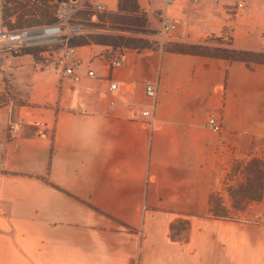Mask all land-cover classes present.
Instances as JSON below:
<instances>
[{
    "label": "crops",
    "instance_id": "1",
    "mask_svg": "<svg viewBox=\"0 0 264 264\" xmlns=\"http://www.w3.org/2000/svg\"><path fill=\"white\" fill-rule=\"evenodd\" d=\"M132 2L175 21L164 41L241 57L171 51L145 35L134 47L75 46L66 75L55 61L65 44L41 59L0 53V94L11 98L0 103V264H264V173L259 201L208 215L230 160L264 162V0ZM225 30L229 46L210 43ZM146 81L157 85L151 122L140 115ZM217 112L220 135L206 126ZM177 220L188 222L183 240L170 236Z\"/></svg>",
    "mask_w": 264,
    "mask_h": 264
},
{
    "label": "built area",
    "instance_id": "2",
    "mask_svg": "<svg viewBox=\"0 0 264 264\" xmlns=\"http://www.w3.org/2000/svg\"><path fill=\"white\" fill-rule=\"evenodd\" d=\"M57 2L56 21L49 25L39 27H24L20 29H11L5 23L3 18V0H0V53L12 52L21 48L46 47L45 51L53 44H65L63 52L56 58L57 67L61 68L66 75L72 74L71 60L74 53V46L68 45L70 37L84 35L87 29L82 23H70L71 17L85 5H89L92 12L108 11L105 2H96L94 0H55ZM197 2L198 0H190ZM237 7H242L245 0H235ZM173 0H165V4L169 5ZM176 29L175 21L164 14L161 17L160 26L156 36L163 41L170 33ZM40 31L39 34L36 32ZM123 55L117 58H108L112 67L120 66ZM4 71H10V66H4ZM88 76L94 77L95 72L92 69L87 71ZM111 91L117 89V82L112 81L110 84ZM145 95L148 98V104L141 109L142 118H147L150 122L153 119V112L156 107L157 85L152 81H146L144 84ZM7 100H11L8 92L4 90ZM114 106V102L109 103V108ZM206 126L209 130L220 135L222 131V123L220 114L210 113L206 120ZM9 128L14 129V125L10 124ZM220 142V139H219Z\"/></svg>",
    "mask_w": 264,
    "mask_h": 264
},
{
    "label": "rangeland",
    "instance_id": "3",
    "mask_svg": "<svg viewBox=\"0 0 264 264\" xmlns=\"http://www.w3.org/2000/svg\"><path fill=\"white\" fill-rule=\"evenodd\" d=\"M18 2H25L31 4L34 2L37 5H40L38 1L33 0H17ZM109 1V0H107ZM111 1V0H110ZM158 1V0H154ZM55 0H46V4L49 6V9L51 10L52 4H54ZM10 7L9 3H7V0H3V7L5 6ZM165 4V3H164ZM167 5L165 4V7ZM111 7V6H110ZM120 7L125 9L123 13H118V10H111L103 11V12H92L89 8V5H85L81 9H79L69 20L70 23L73 22H79L82 23L83 26L87 29V31L84 33L86 36L87 34H92L94 36H101V39L106 41H113L115 38L112 34L114 31L113 28L109 27L110 25H113V20L111 19V14H116L118 19L113 26H118L117 28H120L121 34L124 36L125 39H122L124 43H131V40H135L133 38H140L141 36H153L154 39L152 40L151 44L154 43H160L164 46L172 45L170 41H161L157 36V31L160 26L161 17L165 13H161L160 17L158 16V13L156 11H144V5H136L132 0H122L120 3ZM112 8V7H111ZM57 9V7H56ZM56 12V10H55ZM10 20V22H13L15 20V15H11L7 18ZM149 20V21H148ZM152 20V21H151ZM159 21V25L158 24ZM104 34V35H100ZM225 35H221L220 38L216 39L215 41L211 40L210 43H223V45L229 46L230 43V37L228 31L225 30ZM109 35V36H107ZM82 36V35H78ZM112 36V37H111ZM126 36V37H125ZM143 38V37H142ZM58 44H53L51 47H54ZM203 46V45H201ZM213 47H207L205 46V49L207 51H210ZM33 51H35V56H33L35 59H41L40 52L44 51L46 47H36L31 48ZM41 50V51H40ZM248 54H246L247 56ZM260 59L259 57H257ZM3 95V96H2ZM0 94L2 98H4V92ZM1 98V97H0ZM1 98V99H2ZM5 100V99H3ZM1 102V100H0ZM244 159H232L228 162L226 167V174L223 178V182L221 184L220 190L215 193V199L216 202L219 203V207H227L229 208V211L227 212L228 215L237 217L240 212L232 210L231 208L232 204H236V206H240L241 204H244L245 197L248 194H252V188H248L249 182L247 180V172L245 170V163ZM257 179L253 174L251 175V181L250 185L252 184L253 187L256 185ZM231 208V209H230ZM234 211V213H233Z\"/></svg>",
    "mask_w": 264,
    "mask_h": 264
},
{
    "label": "trees",
    "instance_id": "4",
    "mask_svg": "<svg viewBox=\"0 0 264 264\" xmlns=\"http://www.w3.org/2000/svg\"><path fill=\"white\" fill-rule=\"evenodd\" d=\"M33 1H38L41 3L40 5L35 4L32 2L31 4L25 3V2H18L17 0H7V3L11 5L10 7L5 6L3 7V18L5 20V23L7 26L11 29H20L24 27H39V26H44V25H49L52 24L56 21V7H57V2L55 1L54 4H52L51 10L49 9V6L45 3L46 0H33ZM122 9L119 5V10ZM120 13V11H118ZM15 15V20L13 22H10L7 18L11 15ZM111 19L113 20L114 24L118 19L116 14H111ZM113 24V25H114ZM110 25L109 27L117 30H120V28H117L118 26H113ZM104 35V34H100ZM109 36V35H107ZM112 37V36H111ZM115 37V36H114ZM121 36H116L113 41H106L101 39V36L97 35L94 36L92 34H87L82 35V36H73L69 38L68 45L71 46H81L85 45L91 42L95 43H106L109 42L115 46L119 45L122 41ZM128 43H125V45L134 47L133 45H130ZM150 45H146V47H149ZM136 47V46H135ZM145 47V46H144ZM169 50L171 51H176L180 53H189V54H207V55H214V56H219V57H224V58H237L241 57L240 53L241 52H236L234 50H227V49H219V48H211L210 51H207L205 49V46L201 45H193V44H179V43H174L171 46L168 47ZM36 51V50H35ZM35 51L31 48H21L16 51L17 54L20 55H30V56H35ZM41 51V50H40ZM2 98V96H0ZM1 102L2 103L4 98H2ZM245 170L247 172V180L249 182L248 188H252L253 192L252 194H248L245 197V202L250 203V202H255L259 201L262 196V191H261V186H262V175L264 173V162L255 158H252L249 162H247L245 166ZM255 176L257 179L256 185L253 187V185H250L251 181V175ZM214 196H210V208L208 215L215 217V218H228L231 217V215H228L227 212L228 210L221 206L219 207V203L214 200ZM244 204H241L240 206H236V204H232V208H241L244 206ZM234 213V211H233ZM188 229V222L186 220H177L173 222L170 225V236L171 238L175 239H185L186 237V231Z\"/></svg>",
    "mask_w": 264,
    "mask_h": 264
},
{
    "label": "bare ground",
    "instance_id": "5",
    "mask_svg": "<svg viewBox=\"0 0 264 264\" xmlns=\"http://www.w3.org/2000/svg\"><path fill=\"white\" fill-rule=\"evenodd\" d=\"M36 33H37V34H39V33H40V31H37Z\"/></svg>",
    "mask_w": 264,
    "mask_h": 264
},
{
    "label": "water",
    "instance_id": "6",
    "mask_svg": "<svg viewBox=\"0 0 264 264\" xmlns=\"http://www.w3.org/2000/svg\"><path fill=\"white\" fill-rule=\"evenodd\" d=\"M71 1H75V0H71Z\"/></svg>",
    "mask_w": 264,
    "mask_h": 264
}]
</instances>
